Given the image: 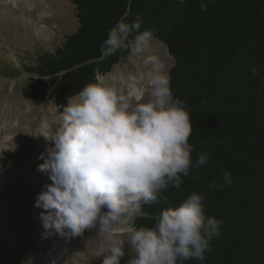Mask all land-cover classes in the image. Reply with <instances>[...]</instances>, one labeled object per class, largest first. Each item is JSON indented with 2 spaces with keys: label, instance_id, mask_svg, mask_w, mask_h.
<instances>
[{
  "label": "trees",
  "instance_id": "1",
  "mask_svg": "<svg viewBox=\"0 0 264 264\" xmlns=\"http://www.w3.org/2000/svg\"><path fill=\"white\" fill-rule=\"evenodd\" d=\"M73 3L77 27L53 51H36L31 61L4 49L9 74L26 75L22 96L38 104L52 101L62 112L86 84L130 53L131 47L103 54L108 30L125 13L129 23L141 17L138 31L150 29L173 58L168 75L174 96L189 110L193 161L202 151L210 158L190 169L179 189L169 187L144 205L135 225L153 226L162 209L200 192L206 218L222 221L204 264H264V0ZM253 65L259 76H252ZM225 171L231 172L230 183L223 178ZM212 181L221 187L209 188Z\"/></svg>",
  "mask_w": 264,
  "mask_h": 264
},
{
  "label": "clouds",
  "instance_id": "2",
  "mask_svg": "<svg viewBox=\"0 0 264 264\" xmlns=\"http://www.w3.org/2000/svg\"><path fill=\"white\" fill-rule=\"evenodd\" d=\"M126 17L108 30L103 54L150 46L152 31H138L141 17L131 23ZM144 63L154 64L156 58L149 56ZM251 74L259 76V68L253 65ZM56 123L55 134L44 135L52 144L37 166L51 181L35 200L44 210L39 213L42 237L70 240L98 226L108 242L98 254L102 264H120L126 244L133 253L126 264H185L192 259L204 264L222 221L206 218L202 193L193 191L177 206L162 209L151 227L135 225L144 205L169 187L179 189L190 169L210 158L202 151L193 161L189 110L174 96L168 73L152 71L146 81L122 75L119 86L103 79L90 82ZM223 178L230 183L231 172L225 171ZM208 187L221 185L212 181Z\"/></svg>",
  "mask_w": 264,
  "mask_h": 264
},
{
  "label": "rangeland",
  "instance_id": "3",
  "mask_svg": "<svg viewBox=\"0 0 264 264\" xmlns=\"http://www.w3.org/2000/svg\"><path fill=\"white\" fill-rule=\"evenodd\" d=\"M77 24L73 0H0V264H102L103 255L98 254L108 242L98 226L70 240L41 235L39 213L44 210L35 206V200L42 188L34 187L33 176L40 172V154L52 144L44 135L55 134L61 111L52 101L38 104L22 96L26 75L9 74L5 51L33 61L36 51H53ZM149 56L156 63L146 65ZM172 64L165 45L152 38L147 49L131 48L97 80L113 86H119L122 75L143 76L146 81L150 72L168 73ZM121 238L126 239V234ZM131 255L126 244L120 264Z\"/></svg>",
  "mask_w": 264,
  "mask_h": 264
},
{
  "label": "bare ground",
  "instance_id": "4",
  "mask_svg": "<svg viewBox=\"0 0 264 264\" xmlns=\"http://www.w3.org/2000/svg\"><path fill=\"white\" fill-rule=\"evenodd\" d=\"M28 1H31V0H28ZM48 183H51V181H50L49 177L46 174H44L42 172H38L37 174H34V176H33V185H34L35 188L41 189L44 185H46Z\"/></svg>",
  "mask_w": 264,
  "mask_h": 264
}]
</instances>
